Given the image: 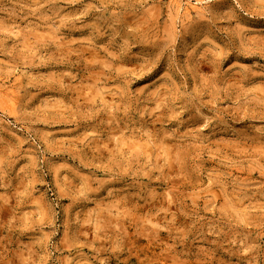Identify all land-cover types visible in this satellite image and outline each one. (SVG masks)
<instances>
[{
	"label": "rangeland",
	"instance_id": "rangeland-1",
	"mask_svg": "<svg viewBox=\"0 0 264 264\" xmlns=\"http://www.w3.org/2000/svg\"><path fill=\"white\" fill-rule=\"evenodd\" d=\"M0 264H264V0H0Z\"/></svg>",
	"mask_w": 264,
	"mask_h": 264
}]
</instances>
